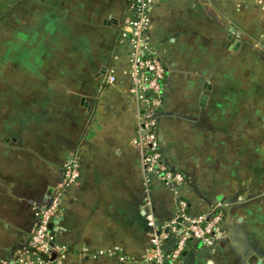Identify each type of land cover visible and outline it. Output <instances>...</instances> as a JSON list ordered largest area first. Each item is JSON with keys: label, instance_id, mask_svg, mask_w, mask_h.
<instances>
[{"label": "crops", "instance_id": "crops-1", "mask_svg": "<svg viewBox=\"0 0 264 264\" xmlns=\"http://www.w3.org/2000/svg\"><path fill=\"white\" fill-rule=\"evenodd\" d=\"M129 2L0 0L1 18L56 33V46L0 69V264H13L72 164L49 224L56 264H264V0L149 10L142 49L164 66L157 137L178 188L146 172L137 144L147 101L131 91ZM181 203L187 218L219 210L224 223L172 260Z\"/></svg>", "mask_w": 264, "mask_h": 264}, {"label": "built area", "instance_id": "built-area-1", "mask_svg": "<svg viewBox=\"0 0 264 264\" xmlns=\"http://www.w3.org/2000/svg\"><path fill=\"white\" fill-rule=\"evenodd\" d=\"M130 15L126 18V25L129 30L126 33L132 42L133 52L130 55L131 73L134 77L132 93L138 96L145 95L147 108L138 117V140L137 144L143 150V164L146 172H154L158 179L165 184L178 188L183 184L182 172L170 167L160 150L157 137V122L160 116L162 98V82L164 78V66L154 55L142 49L143 36L148 29L149 10L160 0H129ZM110 82L114 81L109 76ZM142 94V95H141ZM79 172L76 165H67L62 180L49 196L47 204L35 211V224L26 240V243L19 248L14 256L13 264H56V257L52 258V251L58 250L63 254V248L56 246L53 241L50 222L56 218L60 210V202L64 190L71 185L78 177ZM147 182V179L145 180ZM179 217L186 220L188 225L182 224L179 240L172 253L171 259H176L184 249L190 238H199L206 242L209 236L218 231L224 223L222 212L217 210L210 215H200L195 218H187L181 203ZM153 226V222H149ZM166 235L163 232H154L152 235V248L157 260L163 259L161 255V243ZM7 264V263H4ZM171 264V263H169Z\"/></svg>", "mask_w": 264, "mask_h": 264}, {"label": "rangeland", "instance_id": "rangeland-1", "mask_svg": "<svg viewBox=\"0 0 264 264\" xmlns=\"http://www.w3.org/2000/svg\"><path fill=\"white\" fill-rule=\"evenodd\" d=\"M21 22L23 20L12 19L10 16L6 19L0 17V69H3V71L10 64L8 63L10 58L21 59L28 56L29 59V56H31V59H35V50L39 45L56 46V33L38 35L34 30L35 28H31L32 24L30 22L29 25L24 27H22L23 23Z\"/></svg>", "mask_w": 264, "mask_h": 264}, {"label": "water", "instance_id": "water-1", "mask_svg": "<svg viewBox=\"0 0 264 264\" xmlns=\"http://www.w3.org/2000/svg\"><path fill=\"white\" fill-rule=\"evenodd\" d=\"M186 225H188V223Z\"/></svg>", "mask_w": 264, "mask_h": 264}]
</instances>
